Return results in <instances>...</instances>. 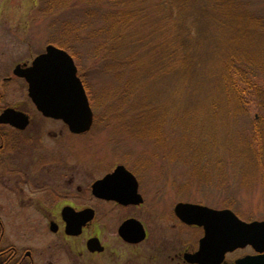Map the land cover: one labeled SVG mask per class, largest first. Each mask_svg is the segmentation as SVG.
<instances>
[{
	"label": "rangeland",
	"instance_id": "374dc122",
	"mask_svg": "<svg viewBox=\"0 0 264 264\" xmlns=\"http://www.w3.org/2000/svg\"><path fill=\"white\" fill-rule=\"evenodd\" d=\"M6 1L0 67L30 61L47 45L74 60L93 123L86 137L72 139L76 168L124 162L140 174L144 196L161 197V211L171 200L190 201L227 207L244 222L264 220V69L255 63L264 57L262 40L246 47L262 93L229 106L215 101L214 78L197 88L172 83L155 70L151 53L125 66V44L109 34L110 13L125 0ZM244 1L264 16V0ZM153 8L151 0L130 2L139 32L157 17Z\"/></svg>",
	"mask_w": 264,
	"mask_h": 264
},
{
	"label": "flooded vegetation",
	"instance_id": "af4514ba",
	"mask_svg": "<svg viewBox=\"0 0 264 264\" xmlns=\"http://www.w3.org/2000/svg\"><path fill=\"white\" fill-rule=\"evenodd\" d=\"M7 4L0 0V25ZM32 60L0 67V264H235L254 254H220L202 226L175 214L176 204L195 202L171 200L161 211V197L144 196L124 162L76 168L72 139L93 123L74 134L36 109L15 73ZM118 166L134 179L117 174L94 187Z\"/></svg>",
	"mask_w": 264,
	"mask_h": 264
},
{
	"label": "trees",
	"instance_id": "16d2710c",
	"mask_svg": "<svg viewBox=\"0 0 264 264\" xmlns=\"http://www.w3.org/2000/svg\"><path fill=\"white\" fill-rule=\"evenodd\" d=\"M132 1L125 3V0L122 11L110 13L114 27L109 34L122 38L123 51L127 50L125 66L137 64L135 59L139 54L141 57L140 52L151 53L156 60L155 70L170 76L172 83L181 82V85L187 81V87L190 84L197 88L206 79L214 78L215 101L229 106H240L253 95L262 93L251 68L254 61L250 60L246 47L252 40L264 42V16L252 11L249 3L244 0H151L157 17L153 19L151 15L149 23L143 21L139 32L128 9ZM142 12L135 14L142 15ZM117 27L124 35L115 33ZM259 46L264 49L263 43ZM255 63L264 69V57L260 56Z\"/></svg>",
	"mask_w": 264,
	"mask_h": 264
},
{
	"label": "water",
	"instance_id": "95a60500",
	"mask_svg": "<svg viewBox=\"0 0 264 264\" xmlns=\"http://www.w3.org/2000/svg\"><path fill=\"white\" fill-rule=\"evenodd\" d=\"M15 73L26 81L28 97L43 116L62 120L74 134L90 129L92 111L87 95L74 60L65 50L47 45L29 67ZM117 174L134 179L123 166H118L113 175L94 187L109 184ZM175 214L186 223L202 226L204 242L219 245L220 254L245 247L253 250V255L240 258L235 264H264V220L244 222L229 209L216 211L188 203L176 204Z\"/></svg>",
	"mask_w": 264,
	"mask_h": 264
}]
</instances>
